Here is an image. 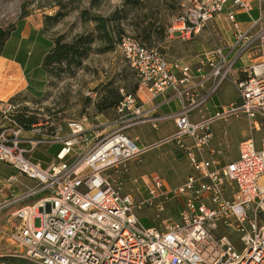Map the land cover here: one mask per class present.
<instances>
[{"label": "built area", "instance_id": "obj_1", "mask_svg": "<svg viewBox=\"0 0 264 264\" xmlns=\"http://www.w3.org/2000/svg\"><path fill=\"white\" fill-rule=\"evenodd\" d=\"M183 1L170 37L199 35L227 8L233 41L186 62L122 35L119 50L138 79L134 92L121 90L111 131L104 133L103 124L89 127L86 118L63 122L52 114L36 116L26 127L17 119L25 113L21 101L1 102L0 161L14 173L0 181V211L34 199L12 213L17 224L10 240L20 248L14 256L28 264H264V133L260 147L247 136L238 158L228 159L214 147L213 131L216 121L245 115L251 134L264 132V26L257 28L264 15H250V27L243 29L236 12L249 13L250 0ZM227 81L237 100L202 114V107L219 109L214 99ZM160 96L165 104L177 101L179 110L145 108ZM166 120L176 130L157 144L172 143L187 157L193 170L184 182L171 188L158 175L145 176L133 191L108 174L154 146L137 144L131 128L150 123L158 129ZM54 144L61 148L48 166L33 159L39 146ZM21 175L36 187L17 196ZM175 199L180 207L170 219L167 203ZM222 227L239 237L221 233ZM0 264L14 263L0 258Z\"/></svg>", "mask_w": 264, "mask_h": 264}, {"label": "rangeland", "instance_id": "obj_2", "mask_svg": "<svg viewBox=\"0 0 264 264\" xmlns=\"http://www.w3.org/2000/svg\"><path fill=\"white\" fill-rule=\"evenodd\" d=\"M60 1L62 5H65L64 7L59 4ZM92 1L0 0V28L6 29L12 26L16 29L21 20L23 28L25 27V37H35L36 32L33 31L41 25V38H48L52 43L60 35H65V41H72L79 33L99 35L96 23L82 18L81 12L84 9L91 14H100L105 17L116 14L114 20L109 22V30L114 35L113 40L104 42L97 39L93 43L92 50L82 59L80 65L75 63L53 65L48 72L43 70L40 74V72L31 71L29 74H23L21 78L9 75L15 80L10 94L18 95L23 109L33 112L35 116L43 117L52 114L63 122L86 118L89 127L103 124L104 133L114 129L112 126L114 110L106 108L105 111L100 112L97 105H104L106 101L114 98L120 99L122 89L133 91L138 79L136 72L119 50V40L124 34L138 35L141 28L151 20L159 27L161 37L153 35V40L147 42L146 45L160 49L170 61L193 62L205 50L221 45L229 39V34L224 28H227V23L220 19L210 22L199 35L191 39L184 40L179 37V33L175 37H170L166 31L173 20H176L183 12V0H94V6ZM60 10L67 13L66 17L56 24H49L45 16L55 15ZM37 41L36 45L34 41L29 43V47H26L27 42L24 45L25 51L28 48L32 52L29 56L31 64L40 62L41 50L45 45L44 40L38 39ZM106 45L109 46L108 49L105 48ZM23 87H25L23 90H19ZM237 98L238 93L235 87L227 81L219 88L214 103L219 105L218 110H221ZM168 107L177 108L176 103H171ZM210 111L202 107L200 112L208 115ZM174 125L170 120L160 122L157 130H154L151 124L135 125L128 131V134L133 139L137 135L142 136V141L146 145H153L171 135L176 130ZM213 131L214 147L221 150V155L228 159L238 158L239 145L247 136L252 135L257 146L260 147L264 133L254 130L251 134L245 115H231L220 119L213 124ZM135 141L140 144V141ZM192 170L187 157L179 155L172 143H165L154 144L144 153L126 161L117 170L113 169L108 174L120 176L128 189L136 191V185L141 184L143 177L153 175L160 176L171 188L178 187ZM12 172L14 170L11 166L0 161V180L6 179ZM18 186L20 191L16 193L17 196L24 194L27 189L35 188L36 182L21 175ZM33 201L34 199H31L0 211L1 259L14 264H28L22 258L14 256L16 250L20 248L10 240V234L13 225L17 224L12 217V211ZM179 207L177 199L171 200L167 203L165 214L168 218L174 219ZM146 212L152 216L155 214L153 209H147ZM148 222L149 220H144L147 225ZM35 225H40L39 219L35 220ZM220 232L234 238L239 237L232 230L224 227L220 228ZM236 246L239 245L236 244Z\"/></svg>", "mask_w": 264, "mask_h": 264}, {"label": "crops", "instance_id": "obj_3", "mask_svg": "<svg viewBox=\"0 0 264 264\" xmlns=\"http://www.w3.org/2000/svg\"><path fill=\"white\" fill-rule=\"evenodd\" d=\"M250 1H251L252 9L249 13L245 12L244 10L243 11L238 10L236 12V17H237L238 21L241 22L243 29H248L250 27L251 17L259 19V17L261 15H264V0H250ZM227 10L228 9L226 8L224 10V12L219 17H217L215 19V20L220 19L223 21L225 20V22L227 23V28L226 27H224V28H225L226 32L229 34V37H228L229 39L221 45L231 43L233 41V36H234L233 26L230 23V21H228L226 19V15L228 12ZM250 15H251V17H250ZM216 22H218V21H216ZM22 24L23 23L20 20L16 29L13 31L11 37L9 38L7 43L5 44L2 56H0V104L2 101L13 97V94H10V91H11L12 87L14 86L13 81H15V80L11 79L9 75L12 74V76H16V78L18 76H19V78H21L23 74H25V73L29 74L31 71H34L35 73L40 72V74H41L42 73V70H41V65H42L41 63L42 62H41V60L43 59L44 55L47 53V51L53 45L52 41L49 40L48 38H45V37L41 38V36H40L41 25L39 28L37 27V29L35 31H33V32H36L35 37H33V36L25 37V34H24L25 27L23 28ZM263 26H264V20L260 23V25L257 28L263 27ZM16 34H17V36L15 37ZM32 37H33V39H32ZM36 39L37 40L38 39L44 40L45 45L43 46V48L41 50L42 55H41L40 62L31 64L29 56H30V54H32V52L30 50H28V48H26V51H27V53H26L24 45L27 42L26 47H29L30 46L29 43H31V41H34V45H36V42H38ZM23 50H24V52H23ZM199 55H201V54H199ZM198 56H197V59H198ZM197 59H195V61ZM195 61H193V62H195ZM37 84L40 85V83H37ZM24 88L25 87H23L22 89H19V90H23ZM33 90L36 91L35 88H33ZM164 101H165V98L163 96H160V97L155 98V99L151 98L149 101H146L145 108L150 109L152 107L157 106L158 107L157 110L159 111V113H163V114L173 113V112L179 110L180 105L177 101L171 102V103H176V107H177L176 109L169 108L168 105H170L171 103L165 104ZM213 104H215V103H213ZM113 110L114 109H112V111ZM210 110H211L210 111L211 113H214L218 109H215L212 106H210ZM146 124H150V123H146ZM140 125H142V124H140ZM175 125H174V127H175ZM158 129H159V127H158ZM175 129H176V127H175ZM154 130H157V129H154ZM134 139L140 141L139 145L145 144L144 141H142L143 140L142 136L137 135L136 138H134ZM154 144L156 145L157 143H154ZM60 148H61V146L58 144L41 145L38 147V149H36V151L33 155V159L36 162L43 164L44 167H46L55 159ZM179 155H181V154H179ZM12 173H14V172H12ZM16 191L18 193L20 191L18 185L16 187ZM12 213H13V211H12ZM148 224L150 225L151 222H148Z\"/></svg>", "mask_w": 264, "mask_h": 264}, {"label": "trees", "instance_id": "obj_4", "mask_svg": "<svg viewBox=\"0 0 264 264\" xmlns=\"http://www.w3.org/2000/svg\"><path fill=\"white\" fill-rule=\"evenodd\" d=\"M71 2V0H69ZM94 0L92 1V4L94 6ZM61 6V1L59 2ZM65 12L58 11L55 15H46L45 19L49 24H56L61 19L66 17ZM82 18L85 20H92L96 23V30L99 31L98 36H94L93 34H80L74 36L72 41H65V35H60L58 38L55 39L53 42V45L51 48L47 51V53L44 55L42 59V65L41 70H46L47 72L50 71V68L53 65H61V64H76L80 65L82 62V59L86 57L90 51L92 50L93 43L99 39L104 42H111L114 38L113 32L109 30V22L114 20L116 17V14L111 17H105L100 14H91L87 9H84L82 12ZM23 17L26 15H22ZM15 28L8 27V28H0V56L3 54V49L5 47V44L11 37L13 31ZM167 32V31H166ZM138 39H140L145 45L147 42H151L153 40V35L157 37H161V33L159 31V27L156 25L154 21H149L147 25L138 32V35L132 34ZM122 37V36H121ZM147 46V45H146ZM105 48H109L108 45H106ZM136 90V87L133 91ZM13 99H18V95L13 96ZM122 95L120 99L114 98L111 101H106L104 105H97V109L100 110V112H103L107 109H114L115 106L119 103L121 100ZM25 113H21L18 115V121L21 124H24L26 127L30 126L31 123L35 122L37 120V117L35 115H27L25 110ZM149 225V224H148ZM147 225V226H148Z\"/></svg>", "mask_w": 264, "mask_h": 264}, {"label": "bare ground", "instance_id": "obj_5", "mask_svg": "<svg viewBox=\"0 0 264 264\" xmlns=\"http://www.w3.org/2000/svg\"><path fill=\"white\" fill-rule=\"evenodd\" d=\"M19 85V84H18ZM16 87V86H15Z\"/></svg>", "mask_w": 264, "mask_h": 264}]
</instances>
